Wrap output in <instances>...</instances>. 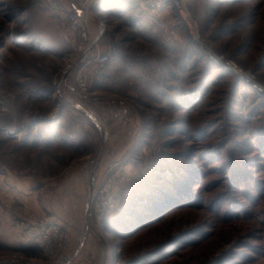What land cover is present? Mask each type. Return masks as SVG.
<instances>
[{"label": "rangeland", "instance_id": "374dc122", "mask_svg": "<svg viewBox=\"0 0 264 264\" xmlns=\"http://www.w3.org/2000/svg\"><path fill=\"white\" fill-rule=\"evenodd\" d=\"M235 1L188 5L200 43L254 71L264 85V0ZM129 3L92 4V47L77 58V40L45 0H0V264H48L24 228L39 219L82 226H69L66 264H211L219 257L264 264V152L257 138L264 100L205 58L175 9L138 13ZM98 53L110 56L108 64L96 65ZM80 70L88 74L85 91L77 86ZM113 159L126 165L128 181L108 209L112 217L152 177L163 183L187 164L199 170L188 186L195 184L199 203L128 238L103 221L95 226L86 208L97 175ZM236 163L249 165L250 187L231 185ZM252 181L260 191L249 203ZM29 245L35 256L21 251Z\"/></svg>", "mask_w": 264, "mask_h": 264}, {"label": "built area", "instance_id": "2783aa9c", "mask_svg": "<svg viewBox=\"0 0 264 264\" xmlns=\"http://www.w3.org/2000/svg\"><path fill=\"white\" fill-rule=\"evenodd\" d=\"M96 0H79L77 5H67L62 0H45L50 10L62 17L67 26L68 32L77 40L73 55H84L92 47L91 32L89 24V14L91 6ZM141 9H159L163 6L176 10L181 21L188 29L189 35L197 41L200 48L204 47V56L217 67L228 71L232 77L242 81L249 92L264 95V85L256 79V73L252 70H244L237 65L232 58L225 56L221 52L213 51L200 43L199 28L197 21L191 15L189 0H132ZM110 56L105 53H98L94 56L97 66L102 67L108 64ZM88 62V61H87ZM85 66H82V69ZM88 74L80 70L77 77V86L85 91L88 86ZM128 177L126 165L118 159L106 162L98 174V181L93 192V196L88 202L86 216L95 226H101L108 209L115 202L119 191L124 188ZM29 241L39 247L43 257L48 264H66L71 258L69 248L71 244V230L57 220L39 219L27 221L24 225Z\"/></svg>", "mask_w": 264, "mask_h": 264}, {"label": "trees", "instance_id": "16d2710c", "mask_svg": "<svg viewBox=\"0 0 264 264\" xmlns=\"http://www.w3.org/2000/svg\"><path fill=\"white\" fill-rule=\"evenodd\" d=\"M240 1L241 0H236L235 2ZM203 64L206 68V73L209 74L210 67H207V61H203ZM201 83L203 86L206 84L205 80ZM253 95L257 99H261L262 101L264 100V95ZM257 138L258 143H261L259 146L260 152L263 153L264 151L262 150V147L264 144V133L259 132ZM248 166L249 165L244 164L242 167H240L239 163L235 164V167H233L230 172L231 185L234 180H238L239 182H244L245 188L251 186V179H248L246 174ZM189 167V164L185 165L183 167L184 170L182 171V174H179L177 170L169 171V178L163 181V183H155L157 180L152 177L150 182L147 183V186L145 185L143 190L136 191L124 198V200L121 202V205L118 206L117 211H115L114 217L110 215L111 211L108 210L103 219V223L108 224V226L110 225L113 231L115 230V233L117 232L118 234L119 232H122V236H124V238H128L130 235L137 233L140 229L145 228V226L152 225L153 223H159L167 215L171 214L173 211H176V209L198 204L199 201L196 196L195 184L190 187V190H188V186L192 181L195 180L193 178L194 176L196 179H198L197 175L199 174V170L196 169L191 172V168ZM254 182L255 181H252V183ZM259 189L260 187L256 181L255 186H253L252 189L253 192H248V196L246 198L249 203H253V201L255 202L256 194H254V191L255 193H258L260 191ZM241 203L242 204L240 206L245 204L244 201H241ZM232 210L234 212V209ZM170 245H172V243L161 247L158 252L161 253ZM21 251L25 255L35 256L38 252V249L32 245H29L22 247ZM211 264H237V261L233 262L228 258L219 257L218 259L213 260Z\"/></svg>", "mask_w": 264, "mask_h": 264}, {"label": "crops", "instance_id": "0c3cea01", "mask_svg": "<svg viewBox=\"0 0 264 264\" xmlns=\"http://www.w3.org/2000/svg\"><path fill=\"white\" fill-rule=\"evenodd\" d=\"M129 6H130V7H131V6L134 7V8L137 10L138 13H139V12H142V9H141L140 7H137L135 4H132V3L130 4V3H129ZM97 178H98V175H97ZM61 221H62V220H61ZM62 222H63V221H62ZM64 222H66V221L64 220ZM64 222H63V223H64ZM66 223H67V222H66ZM66 223H65V224H66ZM69 226H70L71 228L74 227V226H72L71 224H70ZM77 227L80 228V229H76ZM74 228H75L76 230H82V226H81V225H80V226H79V225H78V226L75 225ZM72 242H74V240H73ZM72 248L74 249V245H73Z\"/></svg>", "mask_w": 264, "mask_h": 264}, {"label": "water", "instance_id": "95a60500", "mask_svg": "<svg viewBox=\"0 0 264 264\" xmlns=\"http://www.w3.org/2000/svg\"><path fill=\"white\" fill-rule=\"evenodd\" d=\"M25 264H28V263H25Z\"/></svg>", "mask_w": 264, "mask_h": 264}]
</instances>
